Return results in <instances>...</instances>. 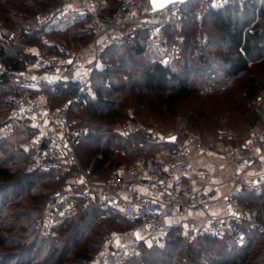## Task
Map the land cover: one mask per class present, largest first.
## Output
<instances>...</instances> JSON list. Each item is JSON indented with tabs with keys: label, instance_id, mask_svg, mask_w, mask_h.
I'll return each mask as SVG.
<instances>
[{
	"label": "built area",
	"instance_id": "1",
	"mask_svg": "<svg viewBox=\"0 0 264 264\" xmlns=\"http://www.w3.org/2000/svg\"><path fill=\"white\" fill-rule=\"evenodd\" d=\"M246 2L185 0L153 10L148 0H117L116 8L110 10L108 0H62L47 14L36 15L34 29L45 32L41 45L23 46L29 58L23 66L12 67L0 53V78H5V98L10 104L0 124V138L13 141L19 131L30 128L33 132L24 143L29 153L27 170L68 176L35 219L40 234L58 233L67 218L97 204L119 212L130 225L104 232L90 264L125 263L139 256L143 245H162L173 231L189 241L204 235L225 237L237 248L249 243L250 230L264 236L258 208L240 199L243 189L259 192L264 184V85L250 100L258 120L241 140L232 141L230 132L204 136L189 127L185 116L177 117L166 132L125 119L117 127L123 135L140 134L157 142L176 134L175 141L152 153H140L106 173L108 161L97 167L101 153L87 163L81 160L78 147L88 129L72 117L75 103L84 105L95 97L92 73L105 66L102 54L107 46L131 43L139 32H146L147 42L162 53L161 61L179 59L190 19L196 26L192 54L198 56L207 45L206 13L228 3L242 9ZM77 17L91 32L86 46L45 36L56 25L64 26ZM14 37L15 31L0 27V43H10ZM56 81L76 83L67 99L53 101L41 90ZM203 155L217 157V172L195 168L193 160ZM218 203L224 208L214 212Z\"/></svg>",
	"mask_w": 264,
	"mask_h": 264
},
{
	"label": "trees",
	"instance_id": "2",
	"mask_svg": "<svg viewBox=\"0 0 264 264\" xmlns=\"http://www.w3.org/2000/svg\"><path fill=\"white\" fill-rule=\"evenodd\" d=\"M61 2L0 0V27L15 31L10 43H0L6 63L14 68L24 65L29 58L23 54V46L41 45L45 32L34 29L36 15L48 13ZM108 2L110 10L116 8L117 0ZM186 23L188 31L179 59L163 62L157 58L158 49L147 42L146 32H139L131 43L106 47L102 54L105 66L92 73L95 97L84 105L75 103L83 110L79 123L88 129L78 147L84 163L101 153L97 167L108 161L106 173L140 153L149 154L170 144L140 134H121L116 126L127 119L129 104L145 105L159 117L184 112L190 128L216 136L230 131L232 141L241 140L258 120L250 100L264 85V0H247L242 9L228 3L208 11L204 24L207 45L198 56L192 54L196 26L190 19ZM56 32L46 31L51 35ZM63 32L74 41L91 37L83 18L78 17L64 25ZM256 65L259 69L253 70ZM75 87L71 81H56L44 84L41 90L51 99L60 95L65 100ZM5 96L6 81L1 77L0 124L10 109ZM32 132L23 128L14 144L0 138V264H90L102 234L130 223L119 212L92 204L67 218L58 233L40 234L35 219L68 176L27 170L29 153L24 143ZM240 199L257 207L264 223V184L259 192L243 189ZM249 237L246 246L237 248L225 237L204 235L189 241L173 231L162 245H143L139 256L122 264H256L263 260V233L250 230Z\"/></svg>",
	"mask_w": 264,
	"mask_h": 264
},
{
	"label": "rangeland",
	"instance_id": "3",
	"mask_svg": "<svg viewBox=\"0 0 264 264\" xmlns=\"http://www.w3.org/2000/svg\"><path fill=\"white\" fill-rule=\"evenodd\" d=\"M40 14H47V13H40ZM56 30H58V32H56L55 35H51V33H49V34L48 33H45V36H49V37L56 38V39H60V40H64V41L65 40L66 41H71L73 43H83L84 46H86L88 44V42H89V40H87V41H74L72 38L67 39L64 35H62V34H64V32H63V26L56 25L55 26V31ZM156 52H157V58L162 59V53L159 50L158 51L156 50ZM102 62H104V61H102ZM259 65H261V62L259 63ZM259 65L258 66L256 65L255 67H253V70H258L259 69L258 68ZM263 77H264V75H263ZM56 97L57 96H55V98L52 99V100L53 101H56V102H58V100L59 101H62L63 100L60 95L57 97L59 99H56ZM82 111L83 110H82V108L80 106L73 105L72 117L78 123L81 122L80 116L82 114ZM179 116H185V113L184 112H181V111L177 112L176 114L165 113V116L164 117H159L155 113L150 112L145 105L144 106L143 105H138L136 103L135 104H129L126 107V115H125L126 118H129V117L134 118L137 121H139V122H141L143 124L149 125L151 127L156 126L162 132L169 131L175 125L176 119ZM119 123L121 124V123H123V121H121ZM79 125L82 128H87L86 125L83 124V123H79ZM117 127H119L118 124L116 126V129H117ZM192 130H195V129H192ZM195 131H198V130H195ZM198 132H200V131H198ZM200 133H202V132H200ZM230 133H232V132H230ZM202 134L204 136H207V137H215L216 136V135H213V134H210V133H202ZM222 134L223 135H226L225 132H222ZM247 134H248V132H246V133L244 132L243 138L246 137ZM20 138H22V137H20ZM6 141L9 142L10 144H14V143L17 142V136L13 138V141H9V140H6ZM125 162H127V161H125ZM58 189H60V188H58ZM113 229H116V228H113ZM108 231H110V230H108ZM263 263H264V252H263V260L260 261V262H258V263H256V264H263ZM61 264H73V262H71V261H64ZM245 264H248V263H245Z\"/></svg>",
	"mask_w": 264,
	"mask_h": 264
},
{
	"label": "crops",
	"instance_id": "4",
	"mask_svg": "<svg viewBox=\"0 0 264 264\" xmlns=\"http://www.w3.org/2000/svg\"><path fill=\"white\" fill-rule=\"evenodd\" d=\"M217 162H218L217 157H215L213 155H203V156H199L193 160L194 166L197 170H209V171H213V172H217L216 167H215ZM227 173H228V169L226 167H224L223 168V175H225ZM223 175H221V176H223ZM225 207H226V204H225ZM222 208H224V204L218 203L214 206L213 211L219 212L222 210Z\"/></svg>",
	"mask_w": 264,
	"mask_h": 264
},
{
	"label": "water",
	"instance_id": "5",
	"mask_svg": "<svg viewBox=\"0 0 264 264\" xmlns=\"http://www.w3.org/2000/svg\"><path fill=\"white\" fill-rule=\"evenodd\" d=\"M175 1H185V0H148V4L153 10L161 9L162 7L168 5L171 2ZM176 134H173L166 138L167 141L173 142L175 141Z\"/></svg>",
	"mask_w": 264,
	"mask_h": 264
}]
</instances>
